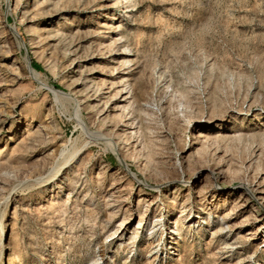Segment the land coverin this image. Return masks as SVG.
<instances>
[{
    "label": "rangeland",
    "instance_id": "obj_1",
    "mask_svg": "<svg viewBox=\"0 0 264 264\" xmlns=\"http://www.w3.org/2000/svg\"><path fill=\"white\" fill-rule=\"evenodd\" d=\"M263 225L264 0H0V264H264Z\"/></svg>",
    "mask_w": 264,
    "mask_h": 264
},
{
    "label": "bare ground",
    "instance_id": "obj_2",
    "mask_svg": "<svg viewBox=\"0 0 264 264\" xmlns=\"http://www.w3.org/2000/svg\"><path fill=\"white\" fill-rule=\"evenodd\" d=\"M111 27V26H110ZM29 28V27H28ZM114 29V28H113ZM11 30L16 34V36H17V38L19 39V40H21L20 38H19V36H18V34L16 33V31H15V29L13 28V27H11ZM30 31V30H29ZM22 41V40H21ZM102 42V41H101ZM103 44V43H102ZM67 50V49H66ZM66 52V51H65ZM71 61H72V59H71ZM78 64V63H77ZM76 64V65H77ZM74 65V64H73ZM78 69V68H77ZM85 73V72H84ZM78 74V73H77ZM98 88V87H97ZM112 95H113V93H112ZM113 97V96H112ZM128 97V96H127ZM128 99V98H127ZM125 100V99H124ZM126 101V100H125ZM126 103V102H125ZM128 104V103H127ZM172 104H173V101H172ZM125 105V104H124ZM177 105V104H176ZM175 106V105H174ZM115 109V108H114ZM123 110V109H122ZM100 112H101V110H100ZM122 113V112H121ZM133 120V119H132ZM133 124V123H132ZM114 125V124H113ZM28 129V128H27ZM115 129V128H114ZM126 130H128L129 129V133L131 132V131H134L136 134H137V136L139 137L140 136V134H139V131L137 130V129H135V127H133L131 124L130 125H127V127L125 128ZM126 132V131H125ZM133 133V132H132ZM134 134V133H133ZM126 137V136H125ZM97 141H101V140H103L105 143H106V145L109 147V148H111L112 150H114V151H118V143H116V141L118 142L120 139H118V137H117V140H114V141H112V139H110V137H106L105 135H103V134H97L95 137H94ZM128 142V141H127ZM130 148H132V147H130ZM139 148V147H138ZM137 148V146H133V152H134V154L136 155V159L138 158L139 160H140V152H139V149ZM141 151V150H140ZM139 152V153H138ZM142 152V151H141ZM81 153V152H80ZM118 153V152H117ZM78 155V154H77ZM72 159V158H71ZM146 164V163H145ZM144 164V165H145ZM147 165V164H146ZM148 167V166H147ZM252 185V184H251ZM246 189H248V190H250L251 192L253 191V189L252 188H250L249 186H247L246 187ZM257 191H258V189H257ZM264 226V225H263ZM222 228H223V226H222ZM262 233V232H261ZM1 235V234H0ZM2 236L3 235H1V238H2Z\"/></svg>",
    "mask_w": 264,
    "mask_h": 264
}]
</instances>
